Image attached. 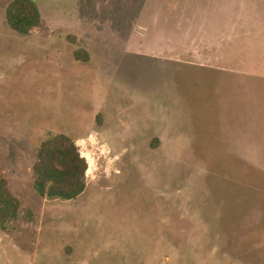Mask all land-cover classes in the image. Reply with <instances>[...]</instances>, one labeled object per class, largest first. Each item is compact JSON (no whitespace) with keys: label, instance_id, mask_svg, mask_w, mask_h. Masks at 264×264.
I'll use <instances>...</instances> for the list:
<instances>
[{"label":"rangeland","instance_id":"rangeland-1","mask_svg":"<svg viewBox=\"0 0 264 264\" xmlns=\"http://www.w3.org/2000/svg\"><path fill=\"white\" fill-rule=\"evenodd\" d=\"M10 1L0 171L22 207L5 264H264V0H33L29 35ZM59 134L88 163L70 201L33 187Z\"/></svg>","mask_w":264,"mask_h":264},{"label":"trees","instance_id":"trees-1","mask_svg":"<svg viewBox=\"0 0 264 264\" xmlns=\"http://www.w3.org/2000/svg\"><path fill=\"white\" fill-rule=\"evenodd\" d=\"M5 19L10 29L20 35H29L42 25L40 10L33 0H11L5 8ZM83 52L75 53L77 60H82ZM87 170L88 163L75 140L64 134L49 137L40 143L32 166L34 190L48 200L76 199L87 187ZM21 207L20 199L0 171V230L10 232ZM28 215L32 220L30 211Z\"/></svg>","mask_w":264,"mask_h":264},{"label":"crops","instance_id":"crops-1","mask_svg":"<svg viewBox=\"0 0 264 264\" xmlns=\"http://www.w3.org/2000/svg\"><path fill=\"white\" fill-rule=\"evenodd\" d=\"M183 48H184V47H183ZM184 51H185V52L187 51L186 53H188V50L185 49V48H184ZM186 53H185V54H186ZM182 54H183V53H182ZM200 54H201V53H199L198 51H195V53H194V55H195L196 57H197V56H200ZM186 55H187V54H186Z\"/></svg>","mask_w":264,"mask_h":264},{"label":"water","instance_id":"water-1","mask_svg":"<svg viewBox=\"0 0 264 264\" xmlns=\"http://www.w3.org/2000/svg\"><path fill=\"white\" fill-rule=\"evenodd\" d=\"M0 264H3L2 253L0 252Z\"/></svg>","mask_w":264,"mask_h":264},{"label":"flooded vegetation","instance_id":"flooded-vegetation-1","mask_svg":"<svg viewBox=\"0 0 264 264\" xmlns=\"http://www.w3.org/2000/svg\"><path fill=\"white\" fill-rule=\"evenodd\" d=\"M2 259H3V264H5V260H4L3 256H2Z\"/></svg>","mask_w":264,"mask_h":264}]
</instances>
